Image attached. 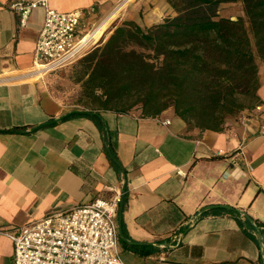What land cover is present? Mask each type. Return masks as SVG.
I'll list each match as a JSON object with an SVG mask.
<instances>
[{"label":"crops","instance_id":"0c3cea01","mask_svg":"<svg viewBox=\"0 0 264 264\" xmlns=\"http://www.w3.org/2000/svg\"><path fill=\"white\" fill-rule=\"evenodd\" d=\"M14 1L0 0V230L17 231L121 191L116 223L126 264H264V236L255 223L264 222L263 66L262 104L221 132L188 130L172 109L158 117L97 111L104 129L80 114L44 126L77 109L33 78L43 75L31 71L44 10H34L23 26ZM122 1L50 3L60 11L95 6L99 18L123 8L128 0ZM235 152L240 156L232 162ZM224 206L256 230L230 214L201 215ZM13 253V241L0 233V264H11Z\"/></svg>","mask_w":264,"mask_h":264},{"label":"trees","instance_id":"16d2710c","mask_svg":"<svg viewBox=\"0 0 264 264\" xmlns=\"http://www.w3.org/2000/svg\"><path fill=\"white\" fill-rule=\"evenodd\" d=\"M167 1L175 15L148 27L125 20L76 60L79 103L91 111L138 110L144 117L172 109L188 130L221 132L263 102L258 60L264 61V0ZM236 2L244 15L221 14L223 4ZM80 115L104 129L98 116ZM207 213L230 214L245 230H256L235 208L201 215ZM255 223L264 236V222Z\"/></svg>","mask_w":264,"mask_h":264},{"label":"built area","instance_id":"2783aa9c","mask_svg":"<svg viewBox=\"0 0 264 264\" xmlns=\"http://www.w3.org/2000/svg\"><path fill=\"white\" fill-rule=\"evenodd\" d=\"M11 8L23 26L34 10H44L31 74L61 68L84 55L89 42L82 41L90 26L98 24L95 6L60 11L50 0H15ZM239 156L240 152L228 155L232 162ZM122 201L117 191L111 198L54 211L17 231L0 230L14 244L11 264H126L118 250L116 223Z\"/></svg>","mask_w":264,"mask_h":264},{"label":"rangeland","instance_id":"374dc122","mask_svg":"<svg viewBox=\"0 0 264 264\" xmlns=\"http://www.w3.org/2000/svg\"><path fill=\"white\" fill-rule=\"evenodd\" d=\"M124 1L125 0L122 2ZM243 9V4L241 2H236L223 4L220 11L222 15L231 16L233 19H236L238 16L244 15ZM105 15L106 14L99 17L97 23H99ZM130 15L136 17L139 24L143 27H148L155 24L154 22L158 23L168 16L175 15V12L167 0H128L127 4L117 14L111 16L110 19L102 24L100 30L95 32L96 38L94 42H89L86 50L92 49L100 42L103 43L110 36L115 25H119L125 20L132 19L129 17ZM148 23L150 25H148ZM93 28L94 26H90L88 32L92 31ZM77 62L78 61L75 60L66 66L46 73L42 71L43 75L41 77L33 78L40 80L43 86H45L52 95L62 101L67 108L85 109V107L79 103L81 83L77 80ZM258 62L259 65L261 64L264 68V61L259 59Z\"/></svg>","mask_w":264,"mask_h":264},{"label":"bare ground","instance_id":"6f19581e","mask_svg":"<svg viewBox=\"0 0 264 264\" xmlns=\"http://www.w3.org/2000/svg\"><path fill=\"white\" fill-rule=\"evenodd\" d=\"M122 8L119 6V5H117V6H115L112 10H110L104 17H103V19L93 28V30L92 31H90L87 35H85V37H84V39H83V41H82V43L84 44V43H88V42H90L91 43V41H93L94 42V40H95V32L96 31H99L100 30V28H101V26H102V24L105 22V21H107L108 19H110V17L111 16H113L114 14H117L120 10H121ZM99 21V20H98ZM90 46V45H89ZM42 72V71H41Z\"/></svg>","mask_w":264,"mask_h":264},{"label":"water","instance_id":"95a60500","mask_svg":"<svg viewBox=\"0 0 264 264\" xmlns=\"http://www.w3.org/2000/svg\"><path fill=\"white\" fill-rule=\"evenodd\" d=\"M73 114H88V115H96V116H100V114H99L97 111H91V110H87V109H77V110H73V111H71V112H69V113L63 115V116L60 117V118H57V119H55V120H51V121H49V122H47L46 124H43V125L45 126V125H49V124L55 123V122H57V121H60V120L65 119V118H67V117H69L70 115H73ZM36 129H38V128H36ZM121 205L123 206V201H122ZM214 207H217V206H210V207L207 208V209H211V208H214ZM224 207L229 208L228 206H224ZM207 209H204V210L202 211V213H203L204 211H206ZM256 227H257V229L259 230V232H260V234H261V229L259 228V226L256 225ZM261 235H262V234H261ZM261 237H262V240H263V236H261ZM263 254H264V249H263Z\"/></svg>","mask_w":264,"mask_h":264}]
</instances>
